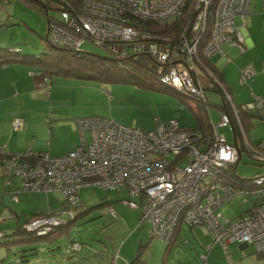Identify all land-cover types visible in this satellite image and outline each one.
Masks as SVG:
<instances>
[{"label": "built area", "instance_id": "built-area-1", "mask_svg": "<svg viewBox=\"0 0 264 264\" xmlns=\"http://www.w3.org/2000/svg\"><path fill=\"white\" fill-rule=\"evenodd\" d=\"M66 3L67 7L56 10L58 16L47 19L51 44L80 53L82 44L90 42L119 57L148 56L161 85L204 103L205 87L218 85L228 106L223 108L217 124L211 123L207 137L197 130L182 128L176 118L158 122L153 130L119 124L104 116L77 118L80 141L72 151L54 157L47 152L12 154L5 166L7 177L19 176L24 192L59 193L62 212L70 220L78 213L80 189L125 187L128 198L121 199L122 203L139 209V221L151 224L150 236L170 243L180 224L199 226L226 253L230 242L254 245L264 264V174L250 180L236 175L242 152L251 161L264 163V140L255 145L249 143L239 118V111H264V97H255L254 102L241 105L239 110L213 72L201 64L202 58L224 55L223 44L240 52L245 50L241 30L251 0H80L75 6ZM237 17L241 19L239 26L235 24ZM174 19L182 24L172 39L148 26ZM250 75L248 68L242 69L238 83L246 84ZM25 126L19 117L11 122L12 131ZM219 127H230L233 143L219 134ZM4 149L1 144L0 166ZM239 194L250 200L248 210L226 219L220 207ZM13 198L16 200V195ZM102 209L113 218L117 216L111 203ZM65 223L49 214L33 218L22 227L40 236ZM3 235L0 231V237ZM71 247L79 250L81 246L75 242ZM112 259L111 264H117L118 254Z\"/></svg>", "mask_w": 264, "mask_h": 264}, {"label": "rangeland", "instance_id": "rangeland-1", "mask_svg": "<svg viewBox=\"0 0 264 264\" xmlns=\"http://www.w3.org/2000/svg\"><path fill=\"white\" fill-rule=\"evenodd\" d=\"M43 5H47V13L44 12ZM55 6L53 1L48 0H0V21L7 22L2 25V28L0 27V48L8 49L17 46L22 54L28 55L29 59L33 61L36 55L45 53L47 50L45 40L47 19L58 16ZM252 10H258L259 20L256 23H251L249 12L244 17L243 28L252 27L250 33L255 45L249 48L245 47L246 51L241 53L238 51L235 58H240L236 62L238 69L248 68L251 75L246 84H239L237 79L235 83L231 84L232 87L228 88L235 105L244 103L246 99L250 103L254 102L255 97H264V7L261 6V0H258L257 8L252 7ZM235 24L236 26L241 24L239 17L235 19ZM224 47L225 44L222 45V49ZM81 48L89 54L108 55L105 50L90 42H85ZM68 79L102 85L105 87L104 89L107 88L106 91H109L108 93L113 99V114L108 113L103 116L124 125L133 126L141 123L135 126L139 127L144 123L143 121L148 124L150 118L151 123H156L160 118L159 114L162 116L167 113L166 111H172V109H182V112L186 113L187 106L192 104L191 102L194 103V100L188 98H185V102L180 101L173 95V89L167 86H164L162 91H153L129 83L101 82L74 77ZM103 93L102 101L98 100L99 107H104L103 100L107 97L106 92ZM209 98L212 102L220 105V95L213 92L208 93ZM107 103L110 106L109 101ZM171 104H173V108L169 109ZM209 111L213 117V123L217 124L216 106L209 107ZM248 112L264 116V111L252 109ZM261 116H253L250 119L249 129L245 128V137L252 145L264 140V118ZM76 131L72 133L68 127H61L58 134V138L61 140L56 149L62 150L66 144H72L75 147L77 141H80L77 128ZM218 132L223 134L228 142L233 143L234 133L230 127H219ZM85 136L89 142V132L86 131ZM241 155L236 168L238 177L250 180L253 176L264 174V163L251 161L246 152H242ZM126 192L125 187L120 190L104 189L97 186L80 189L82 214L68 225L65 223L66 225L54 226L48 234L44 235L50 234V236L36 238L25 232L11 233L9 227L15 229L24 221L45 216L27 218L39 211L50 212V215H55L63 221H70L69 217L62 212L61 195L56 192L48 195L24 192L19 176H0V230H3L6 235L0 242L3 244V242L13 239L24 240V242L31 240V244L23 243L21 246H18L21 243L15 245L11 243L10 250L0 244V264H104L100 260L106 261L109 258L112 261L111 257L113 258L115 254H118L120 259L118 263L121 262V264H127L126 259L131 262L135 257H139L138 259L148 264H217L216 259L223 261L218 264H253L252 259L257 258L254 256L255 247L252 244L242 251L239 250L238 244H230L227 247V253L221 245L213 251L210 245L212 238L208 235H206L208 238L201 236L198 229H195L201 227L194 226V232L185 223L180 224L177 229V232L180 231L179 237L169 247L164 240L158 237L153 236L150 239L148 233L151 228L150 222H140V211L131 209L120 201L128 198ZM15 195L16 200L13 198ZM133 200L136 199L133 198ZM105 203L112 204L117 213L116 217H111L99 207ZM249 203L250 200H246L244 194H239L224 203L219 211L226 219H233L244 214L249 208ZM10 213H14L16 217L11 216ZM138 223L139 228H137ZM59 228L60 233L51 234L53 230ZM174 237L176 238L177 235ZM184 239L187 240L186 243L183 241ZM75 242L80 243L81 248L73 251L70 248ZM207 248L210 249L207 251ZM250 252L252 255H248ZM202 255L205 256L204 259H202ZM83 256L84 258H82ZM85 258H90V260L86 261Z\"/></svg>", "mask_w": 264, "mask_h": 264}, {"label": "crops", "instance_id": "crops-1", "mask_svg": "<svg viewBox=\"0 0 264 264\" xmlns=\"http://www.w3.org/2000/svg\"><path fill=\"white\" fill-rule=\"evenodd\" d=\"M257 5L258 0H251V16L249 19L251 23H256L259 20L260 15L258 14V10H252V7L257 8ZM261 6L264 7V0H261ZM0 27L2 28V26ZM251 29V26H247V28H242L241 30V33L244 37V45L246 48L255 45L253 36L250 33ZM237 49L238 48L234 46L225 44L224 49H222L224 55L216 54L210 57L211 63L220 74L223 85L227 88L232 87L231 84L237 81L241 71L238 69L236 64V62H238L240 58L235 59L239 51ZM34 69V66H32L30 63H0V145H5L3 162L0 166V176L3 177H7L5 166L8 165V158L10 155L20 154L27 151H30L32 154L47 152L50 156L53 157L64 155L72 151L78 145L79 141H77V145L75 147L72 144H66V146L62 150H57L56 146L61 140L58 138L61 127H68L69 130L73 133L77 132V125L75 122L77 118L95 115L103 116L104 114L108 113L111 115L113 114V99L111 97V94L108 93L109 91H106L107 88L104 89L105 87H103L102 85L68 79L71 76H52L50 79H47V81L38 83L29 74V72H32ZM110 90L112 91L113 89ZM103 92H106L105 95H107L108 98L106 97L103 100L105 103L104 107H99L98 100L102 101V94H104ZM212 92L213 91H207V98L208 93L211 94ZM208 100V109L211 106H216V109L218 111L217 116L219 118V115L223 111V108L219 107L217 103L212 102L210 98ZM108 101L110 103V106L107 103ZM247 101L248 99H246L244 103H239V105L249 103ZM191 103L192 104L187 106L188 112L186 111V113L182 112V109H172V111H166L167 113L162 116H160L159 114L160 118L156 123H151L150 118L148 124L143 121L144 123H142V125H140L141 127H139L144 130H151L155 127V125H157L158 122H166L169 119L176 118L182 128H189L195 125V115L191 109L197 112L195 107L197 103L195 101L194 103ZM171 108H173V104H171V106L169 107V109ZM208 116L209 123H213V117L211 116L209 110ZM253 116L258 115H254L251 113L249 120L245 119L242 123L244 130L245 128L247 130L249 129V125H251L250 119ZM15 117H19L24 120L26 124L24 129L17 131L11 130V122ZM153 120L156 119L153 118ZM138 124L133 126H138ZM10 214L11 216L16 217L14 213ZM139 226L140 225L138 223L137 228H139ZM9 228V231H12L11 233H13L14 229H11V227ZM190 228L193 229L194 232L195 229H198L199 234L203 237H205L206 235L210 236L203 228ZM208 236L206 237L208 238ZM230 244H238V248L241 251L249 247V245L237 242H230L227 244V247ZM210 245L211 248H213V251L216 247L220 246L219 243L213 242V239ZM248 255H252V252H250ZM254 256H256L257 258L252 259V263L261 264V257L256 252V249L254 252ZM82 258H84V256ZM85 259L86 261L90 260V258ZM119 260L120 259L118 258L117 264H121V262L118 263ZM101 261L104 264H111V260L109 258H107L106 261L100 260V262ZM216 261L217 264L223 262L219 261L218 259H216ZM126 262L131 263L128 262L127 259ZM142 262L148 264L145 261Z\"/></svg>", "mask_w": 264, "mask_h": 264}, {"label": "trees", "instance_id": "trees-1", "mask_svg": "<svg viewBox=\"0 0 264 264\" xmlns=\"http://www.w3.org/2000/svg\"><path fill=\"white\" fill-rule=\"evenodd\" d=\"M48 1H53V3H55L56 5L54 8L55 10L58 11L59 9H62V7L63 8L67 7L66 2L70 3V5L72 6H75L80 0H66V2H62L61 0H48ZM46 6L47 5L42 6L43 10L45 9L44 11L45 13H47L48 11ZM5 23L6 22L3 23L0 21L1 26ZM181 24L182 21L178 19H174L173 21H168L163 24L149 23L148 26H150L156 32H159L164 35H169L170 38L172 39L178 33ZM45 40L47 42L46 52L43 53L42 55H36L34 61L30 60L28 55L22 54L20 49H18L17 51H12L10 50L11 48L10 49L0 48V63H8V62L30 63L32 66L37 68L32 71L33 75L31 76L38 83L39 82L42 83L44 82V79H50L52 76H71L76 78L98 80L101 82L129 83L145 90L162 91L164 89V86L161 85L157 80V76L155 74V65L152 63V61L149 59L148 56L129 54L124 57H119L116 54L111 53L108 49L105 50L108 53L107 56H100L93 53L89 54L84 51H81L80 53H76L73 52L71 49L51 44L48 41L47 35L45 37ZM13 48H17V47H13ZM210 59L211 58H202L201 64L205 67H208L213 72L217 80L226 89V91H228L229 89L223 85L220 74L215 69ZM207 91H213L217 95H220L219 107L226 108V106H228V102L224 98L223 90L221 89V87H219L218 85L205 87V93H206L205 99H207V102L206 103L196 102L197 104L195 107L197 112L190 108L195 115L194 116L195 125L189 128H184L189 131L197 130L203 137H207L211 133V124L209 123V116H208L209 100L207 98ZM175 93L177 92L174 91L173 95H175L180 101H184V99L186 98L180 93L178 94ZM240 106L241 105H236L238 109ZM250 115H251L250 112L240 111L239 118L241 120V123H243L245 119L249 120ZM256 115L259 116V114ZM105 204H102L99 207L103 208ZM80 206L81 203L77 206L78 213L74 219H76L82 214L80 210ZM49 214L50 212L39 211L27 218H33L36 216L49 215ZM139 220H140V216H139ZM71 221L72 220L66 222V224L68 225ZM25 222L27 221H24L22 224L17 226L14 229L13 233L16 234V233L25 232L26 234L32 235L36 238L50 236V234L46 236L44 235L39 236L36 235L34 232L30 233L28 231H25L22 227L23 224H25ZM60 228L53 230L51 234L60 233L61 231ZM0 231L3 232V230ZM3 233L4 235L0 237V240L6 236L5 232ZM179 234L180 231L177 232L176 230L174 236L177 235V237L175 238L173 236L174 237L173 240H171L170 243H167L168 247L178 239ZM151 237L153 236H150L149 238L151 239ZM26 241L29 242H24V240L13 239L12 241L3 242L2 245L3 246L5 245L7 249L10 250L9 247L11 243L14 245L17 243H21L18 246H21L23 243L31 244V240H26ZM183 241L185 243L187 242L186 239H184ZM138 258L139 257H135V259L132 262H137V261L142 262Z\"/></svg>", "mask_w": 264, "mask_h": 264}, {"label": "clouds", "instance_id": "clouds-1", "mask_svg": "<svg viewBox=\"0 0 264 264\" xmlns=\"http://www.w3.org/2000/svg\"><path fill=\"white\" fill-rule=\"evenodd\" d=\"M235 140V139H234ZM248 245V244H247ZM257 252V251H256Z\"/></svg>", "mask_w": 264, "mask_h": 264}, {"label": "water", "instance_id": "water-1", "mask_svg": "<svg viewBox=\"0 0 264 264\" xmlns=\"http://www.w3.org/2000/svg\"><path fill=\"white\" fill-rule=\"evenodd\" d=\"M233 142H234V140H233ZM247 245V244H246Z\"/></svg>", "mask_w": 264, "mask_h": 264}]
</instances>
